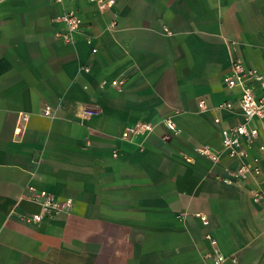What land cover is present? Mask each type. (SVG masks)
Listing matches in <instances>:
<instances>
[{
    "label": "crops",
    "instance_id": "0c3cea01",
    "mask_svg": "<svg viewBox=\"0 0 264 264\" xmlns=\"http://www.w3.org/2000/svg\"><path fill=\"white\" fill-rule=\"evenodd\" d=\"M68 10L83 19L71 43L52 23ZM232 58L264 73V0H115L104 12L89 0H0V264H213L215 253L264 264L254 184H225L236 163L197 152L218 151L220 127L234 124L198 107L237 112L239 91L223 80ZM138 122L153 131L123 138ZM28 186L73 207L24 222L17 214L38 210Z\"/></svg>",
    "mask_w": 264,
    "mask_h": 264
},
{
    "label": "built area",
    "instance_id": "2783aa9c",
    "mask_svg": "<svg viewBox=\"0 0 264 264\" xmlns=\"http://www.w3.org/2000/svg\"><path fill=\"white\" fill-rule=\"evenodd\" d=\"M57 7L63 0H51ZM94 3L98 10L108 11L114 6L115 0H89ZM55 27V37L71 43L75 33L81 31L83 19L77 10H68L52 19ZM116 26L115 21L109 22V28ZM86 44L91 45L90 37L85 39ZM91 52L95 53L96 48L92 47ZM84 72L89 68L84 67ZM224 83L229 90L239 91L237 100V112L230 101H223L214 107L208 108L203 100L198 102V107L202 110H213L216 116L213 118L215 125H220L221 113H232L234 124L220 127V148L212 152L208 147L198 148L197 152L208 157L214 162H218L221 156H225L230 161L236 163L234 167L226 168V177L222 181L227 185L239 184L241 182H251L254 184L250 189V199L253 204L264 208V172L261 166V154L264 153V143H260L262 132L264 131V73H259L254 69L245 68L238 59H231L230 73L224 77ZM124 76L112 80L111 85L120 89L125 85ZM96 112L89 108L82 109L83 117L94 115ZM44 114H49V108L44 110ZM164 126L169 134H176L175 124L170 120H164ZM154 126L149 123H135L127 128L123 133V138L133 135L151 133ZM168 140L166 134L163 138ZM256 148L258 154L252 153ZM115 156V154H113ZM27 200L34 204L38 210L35 213H20L18 217L27 223L39 224L44 220L54 219L64 213H68L73 207V200L67 198L57 200L51 193L37 189L34 186L27 187ZM204 226L208 225L205 215H199ZM264 222V215L262 216ZM212 244L215 241L211 240ZM213 264H222L225 257L219 253L213 255Z\"/></svg>",
    "mask_w": 264,
    "mask_h": 264
},
{
    "label": "rangeland",
    "instance_id": "374dc122",
    "mask_svg": "<svg viewBox=\"0 0 264 264\" xmlns=\"http://www.w3.org/2000/svg\"><path fill=\"white\" fill-rule=\"evenodd\" d=\"M54 196V195H53Z\"/></svg>",
    "mask_w": 264,
    "mask_h": 264
}]
</instances>
